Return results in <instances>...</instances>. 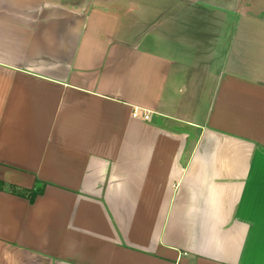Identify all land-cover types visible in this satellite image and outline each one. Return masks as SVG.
<instances>
[{
  "label": "crops",
  "instance_id": "1",
  "mask_svg": "<svg viewBox=\"0 0 264 264\" xmlns=\"http://www.w3.org/2000/svg\"><path fill=\"white\" fill-rule=\"evenodd\" d=\"M161 1L0 0V264H264L263 22Z\"/></svg>",
  "mask_w": 264,
  "mask_h": 264
},
{
  "label": "rangeland",
  "instance_id": "2",
  "mask_svg": "<svg viewBox=\"0 0 264 264\" xmlns=\"http://www.w3.org/2000/svg\"><path fill=\"white\" fill-rule=\"evenodd\" d=\"M233 1H236L237 5H234V7L231 6L232 10H235L241 16L248 15V16H252L253 18L255 17L257 20L263 22V23H259V26L260 24L264 25V0H233ZM161 2L163 4L167 3L165 0H162ZM259 28L264 29V27L261 26Z\"/></svg>",
  "mask_w": 264,
  "mask_h": 264
},
{
  "label": "trees",
  "instance_id": "3",
  "mask_svg": "<svg viewBox=\"0 0 264 264\" xmlns=\"http://www.w3.org/2000/svg\"><path fill=\"white\" fill-rule=\"evenodd\" d=\"M5 187V185L0 182V190H2ZM8 190L18 196H22L25 198H28L30 202L34 200L37 196L41 195L42 193V188H37L34 190H24V189H19L14 186H7Z\"/></svg>",
  "mask_w": 264,
  "mask_h": 264
},
{
  "label": "built area",
  "instance_id": "4",
  "mask_svg": "<svg viewBox=\"0 0 264 264\" xmlns=\"http://www.w3.org/2000/svg\"><path fill=\"white\" fill-rule=\"evenodd\" d=\"M144 118H146V116H144Z\"/></svg>",
  "mask_w": 264,
  "mask_h": 264
}]
</instances>
